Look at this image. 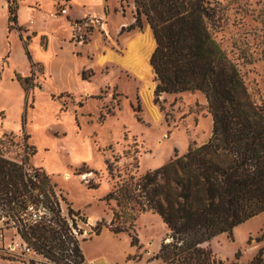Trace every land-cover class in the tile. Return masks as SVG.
Here are the masks:
<instances>
[{
    "label": "rangeland",
    "instance_id": "rangeland-1",
    "mask_svg": "<svg viewBox=\"0 0 264 264\" xmlns=\"http://www.w3.org/2000/svg\"><path fill=\"white\" fill-rule=\"evenodd\" d=\"M215 6L216 17L211 23L214 38L238 68L250 98L264 104V0H215ZM133 11L132 0H105L101 17L91 15L75 21L68 16L46 18L48 26L43 34L29 24L16 29L31 58L32 66L29 63L28 67L25 51L11 32L15 24L11 25L9 62L6 60L1 87L14 92L17 88L11 82L20 79L27 111L36 108L38 119L52 118L25 121L22 131V121L11 117L8 128L18 131L0 137V157L16 164L24 160L29 176L36 173L39 180L49 179L60 216L70 232L63 233L77 241L82 264H162L155 255L168 230L160 217L145 212L137 218L131 234H115L110 228L114 203L107 205L102 198L119 182L118 175L138 177L153 171L175 154L186 153L190 146L206 143L211 135V116L200 92H156V76L148 63L153 45L145 32L149 25L126 30L134 23ZM34 36L41 37L43 50L47 40L56 39L55 55L63 56L64 66L74 73L65 77L52 71L48 77L45 67L34 63L28 50ZM145 70L148 75L143 74ZM26 77L31 79L28 83L23 82ZM66 137L72 153L47 159L51 150L46 139L60 142ZM39 159L59 171L35 166ZM106 162L113 163L112 177ZM32 206L36 205L27 208L29 218ZM36 207L40 215L53 216L46 206ZM1 208L0 264H63L43 257L32 247L30 252L24 251L23 245H28L18 234L19 222ZM69 208L78 215L69 216ZM93 214L97 215L95 222L89 219ZM263 231L261 213L234 228L230 235L215 237L205 247L221 264H248L264 245L255 242Z\"/></svg>",
    "mask_w": 264,
    "mask_h": 264
},
{
    "label": "trees",
    "instance_id": "trees-1",
    "mask_svg": "<svg viewBox=\"0 0 264 264\" xmlns=\"http://www.w3.org/2000/svg\"><path fill=\"white\" fill-rule=\"evenodd\" d=\"M7 3L10 31L16 23V6L15 0ZM132 3L134 23L126 30L142 29L146 23L156 40L150 59L156 92H200L207 102L212 129L206 143L190 146L186 153L175 154L153 171L138 177L117 176L119 182L102 198L107 205L114 203L111 231L131 234L137 218L150 211L168 230L156 260L162 264H221L205 245L264 213V104L250 98L238 68L213 36L215 0ZM24 49L30 63L26 46ZM30 80L26 77L23 82ZM21 123L24 131L25 120ZM23 162L0 157L1 210L19 222L18 232L29 247L47 259L61 261L65 251L61 236L70 232L60 216L54 186L47 177L39 180L36 173L33 181ZM106 169L112 177L113 163L106 162ZM32 204L46 206L53 216L43 214L38 223L31 224L25 214ZM68 215L78 212L69 208ZM255 242L264 244V231ZM74 251L82 262L78 245ZM238 256L239 252L235 260ZM248 264H264V245Z\"/></svg>",
    "mask_w": 264,
    "mask_h": 264
},
{
    "label": "crops",
    "instance_id": "crops-1",
    "mask_svg": "<svg viewBox=\"0 0 264 264\" xmlns=\"http://www.w3.org/2000/svg\"><path fill=\"white\" fill-rule=\"evenodd\" d=\"M104 1L105 0H69L70 9L68 17L72 21L80 20L91 15L101 17L103 15L102 10ZM55 2L56 0H15L16 28L11 32H15L16 37L18 38V44L22 47L23 51H25V49L24 46L21 45L19 36L16 33V29L21 28L24 25L28 24L30 21H32L33 24L29 26H35L36 31L37 29H39V32L43 34L45 32L44 27L48 26L46 24L47 22H44V20L48 18V13L55 9ZM7 8V0H0V13L2 18L0 20V137L3 136L5 133H15L18 131L17 128L15 131H11V129L8 128L7 121H11V117H14L16 121H22L23 119L25 121H51L52 118L44 116L42 119H38L35 115L37 112L36 108L27 111L25 94L23 92L21 84L18 81L11 82L15 85V89L17 88V90H14V92H8L1 87V83L3 81L2 74L4 73V67H7L6 60L8 61L9 59L11 45L9 42V36L11 32L9 31L8 27L9 22ZM40 38V36H34L28 44V50L32 56L33 62L36 64H42L45 67V71L48 77H52V71H55V73H58V75L60 74L61 76H71V74H73L75 70H72L71 68L69 69V67L64 66L62 61L63 56L55 55V47L57 46L56 39L47 40L46 49L43 50L41 49V46L39 44ZM26 61L28 67L29 61L28 59ZM55 65H59L60 67H55ZM8 76L6 75L9 81ZM6 97L8 98V100H5ZM29 125L31 126V124ZM40 130L43 132V127H41ZM67 138L68 137H66L65 140L60 142L54 139L47 138L46 140L50 146L51 151L46 153V158L48 159L49 157H51L52 159H54V157H56L58 159H61L60 154L64 155L65 153H72L73 148L69 145V141H67ZM60 150L62 152H60ZM42 152L45 153L43 149ZM39 154L40 149L37 153V157ZM34 164L35 166H45V168L49 172L59 171V169H52L43 159L35 161ZM64 166L65 165L63 164V169H65ZM89 219L95 222L97 219V215L93 214L89 217Z\"/></svg>",
    "mask_w": 264,
    "mask_h": 264
},
{
    "label": "built area",
    "instance_id": "built-area-1",
    "mask_svg": "<svg viewBox=\"0 0 264 264\" xmlns=\"http://www.w3.org/2000/svg\"><path fill=\"white\" fill-rule=\"evenodd\" d=\"M69 9H70V2H69V0H56V2H55V9L53 11H51V12L48 13V18L50 20H54V19H57L59 17H67L68 14H69ZM28 24L29 25H32L33 22L30 21ZM30 212H31V217L29 218L28 213H27V210H26V214L25 215H26L27 220L31 224L38 223L41 220V217H42L43 214L40 215V211L35 210L33 206H32V209H31ZM18 234H19V232H18ZM19 236H20V234H19ZM69 237L72 238V239H69ZM1 238H2V236L0 234V240H1ZM20 238H21V236H20ZM61 241H63L64 244H65V251L63 252V257L64 258H63V260H61V262L63 264H82V262L80 261V258L77 257V255H76V253L74 251L75 245H78L77 244V241L74 240L73 237L68 236L66 234H64L63 236H61ZM0 248H1V245H0ZM23 250L26 251V252H30L31 251L29 249V246H26L25 244L23 245Z\"/></svg>",
    "mask_w": 264,
    "mask_h": 264
},
{
    "label": "water",
    "instance_id": "water-1",
    "mask_svg": "<svg viewBox=\"0 0 264 264\" xmlns=\"http://www.w3.org/2000/svg\"><path fill=\"white\" fill-rule=\"evenodd\" d=\"M145 32L146 33L148 32L150 34L151 39H152V43H153V45H152V51L148 55V60H149L150 57L152 56L153 52L155 51L157 44H156V40L154 38V35H153L152 31H151V28L149 26L147 27V29H146ZM148 63H149V66L151 67L150 62H148Z\"/></svg>",
    "mask_w": 264,
    "mask_h": 264
},
{
    "label": "bare ground",
    "instance_id": "bare-ground-1",
    "mask_svg": "<svg viewBox=\"0 0 264 264\" xmlns=\"http://www.w3.org/2000/svg\"><path fill=\"white\" fill-rule=\"evenodd\" d=\"M143 73V72H142ZM144 75H148L149 72L145 70V72L143 73ZM142 78V77H141Z\"/></svg>",
    "mask_w": 264,
    "mask_h": 264
}]
</instances>
